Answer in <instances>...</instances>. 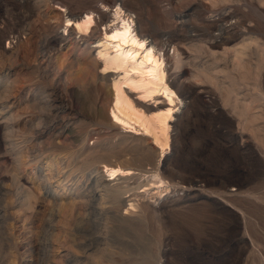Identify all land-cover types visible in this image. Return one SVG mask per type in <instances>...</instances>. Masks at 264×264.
<instances>
[{
  "label": "bare ground",
  "instance_id": "bare-ground-1",
  "mask_svg": "<svg viewBox=\"0 0 264 264\" xmlns=\"http://www.w3.org/2000/svg\"><path fill=\"white\" fill-rule=\"evenodd\" d=\"M47 1H39L47 8L43 17L56 23V31L67 32L59 37V56L75 55L76 59L63 69L56 63L51 71L50 58L45 51L35 57L32 69L42 76L53 75L61 80L59 87L56 86L61 96L51 101L47 99L49 93L44 95L40 90L42 93L38 96L44 95L40 101L45 102L38 109L41 115L32 119L33 115L29 114L26 120L29 130L18 135L17 142H14L15 126L24 115L13 116L15 103L2 107L1 136L6 153L13 157L10 188L18 197V211L33 210L40 202L46 205V216L41 222L44 236L40 243L41 259L33 264H117L113 236L131 232L144 222L147 206L140 204L142 199L149 197L157 202L179 184L173 171H168L170 180L163 176L160 162L171 150L169 122L174 119L176 109L180 110L179 105L185 104L181 97L185 90L180 87V80H192L201 87L213 86L223 94L227 104L233 93L239 96V90L247 91L242 99L247 98L249 102L240 101L233 109L238 110L235 113L243 121V129L264 146V49L252 48L257 45L255 31L249 28L244 31L247 34L238 31L242 37L251 39V44L245 47L249 53L246 60L235 56L229 62L228 49L220 50L226 47L228 36L235 32V27L229 24L235 11L227 13L226 10L240 1L194 0L185 14L177 17L185 35L180 37L169 32L156 38L162 48L174 46L179 73L168 85L163 59L154 53L147 37L138 36L135 20L118 3L112 9L106 6L100 9L102 13L109 12L110 18L99 27L94 11L75 14L64 6L50 9ZM200 2L217 11L215 19L210 20L212 30L191 23L192 18H199L203 13ZM258 2L264 6V0ZM27 33L26 30L21 32L29 37ZM93 39L97 40L93 42ZM12 40H16V46L4 49L6 58L0 59L2 101L8 100L15 88L9 78L13 65L10 61L19 59L22 43L19 36L11 38L10 43ZM146 47L151 49L143 53ZM189 53L195 55L192 57ZM60 57L57 60L60 61ZM167 76L169 78V71ZM161 94L166 99H159ZM150 102L153 104H147ZM75 120L81 126H94V135L91 131L73 135L68 128ZM259 121L263 125L255 126ZM121 129L131 135L123 134ZM172 129L175 132L176 126ZM144 133L150 135L151 140ZM96 135V139L102 137L109 144L116 137L120 139L111 148L100 145L90 148L88 142ZM123 145L126 147L121 154L130 157L121 161L123 156L118 158L115 149ZM0 220L5 221V217ZM90 229L92 233H88ZM146 261L144 259L143 264Z\"/></svg>",
  "mask_w": 264,
  "mask_h": 264
},
{
  "label": "rangeland",
  "instance_id": "rangeland-1",
  "mask_svg": "<svg viewBox=\"0 0 264 264\" xmlns=\"http://www.w3.org/2000/svg\"><path fill=\"white\" fill-rule=\"evenodd\" d=\"M39 1L0 0V59L6 58L3 57L4 49L16 46V40L10 43L11 38L19 36L22 43L18 51L19 59L10 61L13 65L9 78L15 88L8 100H0V112L15 103L13 116L24 115L15 126L14 142L20 140L18 135L29 130L26 121L29 114L33 115L32 119L40 117L38 109L45 104L40 101L41 97L49 93L47 99L52 101L61 96L58 90L61 80L53 75L42 76L34 72L32 67L35 57L45 51L50 58L51 71L56 63L63 69L76 59L75 55L71 58L59 56L61 43L58 40L67 32L63 29L56 31V23L43 17L47 8L45 3ZM237 1L240 2L226 10L227 13L235 11V17L229 23L235 27V32L228 36L226 47L220 50L228 49L229 62L235 56L247 59L249 52L245 47L251 44V39H248L249 36L242 37L239 32L247 34L244 31L248 28L258 36L257 45H252V48L264 49V6L258 0ZM47 3L50 9L64 6L75 14L94 11L98 26L110 18L109 12L105 14L100 9L104 6L112 9L118 3L135 20L138 36L147 37L148 43L156 51L154 53L163 59L164 66L166 63L164 71L168 85L175 81L179 71L176 70L174 46L162 48L156 38L161 33L169 32L184 36L185 30L179 25L177 17L185 14L186 8L195 3L194 0H48ZM200 5L203 13L199 18H192L191 23L212 30L213 23L210 20L215 19L217 11L201 2ZM207 15L213 18L207 19ZM25 30L30 34L29 37L21 34ZM234 36L235 39L232 38ZM175 45L182 47L179 42H175ZM189 54L192 57L195 55ZM179 85L185 90L181 94L185 104L179 105L180 110L176 109L174 119L169 122L170 127L176 126V131L170 128L171 150L166 160L163 158L160 162L163 176L170 180L168 171L171 170L179 184L171 187L157 202L149 197L141 200L140 204L147 206L143 214L146 219L135 230L113 236V251L118 253L114 261L117 264H143L144 259L147 260L146 264H264V146L243 129V121L236 116L238 110L233 109L240 101L249 102L247 98L242 99L247 91L239 90L241 96L233 93L227 104L222 98L223 94L213 86L201 87L192 80L183 79ZM0 87L1 92L3 85ZM40 90L45 92L41 97L38 96L42 93ZM158 97L166 99L164 94ZM150 103L147 104H153ZM257 124L263 125L261 121L255 126ZM94 128L81 126L76 121L68 129L76 135L92 132ZM121 131L131 135L123 129ZM1 135L0 120V218L5 217V221L0 222V264H33L41 259L40 243L44 237L42 223L46 216V205L40 202L34 211L27 208L21 209L24 213L18 211V197L10 188L14 174L13 157L6 153ZM93 137L95 139L88 142L90 148L97 145L111 148L120 139L116 137L109 144L102 137ZM145 137L152 138L150 135ZM125 147L123 145L115 149L118 158L123 156L121 161L130 157L121 154ZM145 167L149 169L146 164ZM18 219L24 220L20 222ZM92 232L88 230V233Z\"/></svg>",
  "mask_w": 264,
  "mask_h": 264
}]
</instances>
